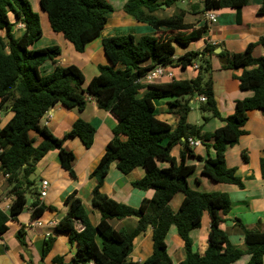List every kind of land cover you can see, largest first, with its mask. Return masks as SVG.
Here are the masks:
<instances>
[{"label": "trees", "instance_id": "1", "mask_svg": "<svg viewBox=\"0 0 264 264\" xmlns=\"http://www.w3.org/2000/svg\"><path fill=\"white\" fill-rule=\"evenodd\" d=\"M186 0H128L124 12L137 22L149 25L156 32H170L166 37H135L132 34L108 37L103 40L104 52L110 65H100L98 74L86 83L83 71L76 65L66 67L58 64L61 48L51 45L33 48L42 38L40 17L33 11L29 0H0V110L10 108L12 118L0 129V172L7 176L9 194L14 201L9 212L0 209V237L9 229V221L21 214L32 197L34 182L30 176L37 164L47 154L57 151L60 164L71 177L74 154L65 148L69 138L78 137L86 148L95 139V128L83 119H78L62 137H56L41 119L56 105L83 111L88 98L97 106L112 113L118 120L113 130V139L107 144L105 153L91 173L97 180L92 192L91 204L100 215L93 226L82 200L76 192L65 198L68 212L60 221L58 230L69 234V241L77 245L74 264H174L167 250L166 238L172 226L185 243L186 257L178 264H235L247 257L246 264H264V223L258 229H250L241 222L245 248L234 246L221 225L232 209L228 193H201L190 188L188 178L196 172L197 166L188 164V156L202 161V174L211 181L235 185L243 189L242 179L236 169L226 162L228 147L236 145L244 134L248 112L264 110V57L253 55L255 44H249L242 53L223 51L216 54V46L207 44L201 53L190 51L176 57L177 47H187L193 40L204 38L208 24L196 28L185 22L190 14H204L225 8L241 10L249 0H197L184 5ZM40 8L47 14L51 29L71 43L78 53L85 51L88 42L100 36L108 23V15L114 8L106 0H39ZM179 4H183L179 7ZM161 6L174 8L171 16H160ZM264 15V0L259 10ZM22 25L19 37L15 27ZM260 42L264 43L263 40ZM206 55L225 59L224 69H240L256 66L245 71L239 78V88L251 91L253 95L237 101L234 113L225 118V126L212 133H203L201 126L187 122L192 107L188 96H205L200 109L211 117L222 118L218 110L209 73L212 63ZM47 61L54 65L52 72L45 74L42 67ZM143 64H145L143 66ZM199 65L193 79H174L164 84H141L139 79L157 66H172L187 70ZM142 90H147L139 97ZM169 103L179 116L175 130L155 115L154 100L173 98ZM32 134L36 135L33 137ZM122 136L125 140H122ZM199 139L202 143L213 141L215 157L195 156L188 139ZM183 146L181 161L173 156V150ZM244 159L246 157L244 156ZM160 162L167 164L161 167ZM127 175L136 168H143L145 176L133 184L140 189H154L159 193L157 200L146 201L135 209L119 203L101 192L110 166ZM261 176L264 179V157L260 160ZM178 193L184 194L178 210H172L170 203ZM39 196V194L37 193ZM37 197L31 203V221L42 217L47 209ZM207 215L210 222L209 247L204 255L193 249L190 232L201 227L202 218ZM135 217L138 224L127 233L116 230L112 219ZM76 221L84 226L83 231L75 229ZM148 227L153 230V254L143 262L129 261L135 238ZM102 239L98 242L97 237ZM16 237L26 247L25 230L21 228ZM56 238L44 242L42 257L50 252ZM56 261H62L57 258Z\"/></svg>", "mask_w": 264, "mask_h": 264}, {"label": "crops", "instance_id": "2", "mask_svg": "<svg viewBox=\"0 0 264 264\" xmlns=\"http://www.w3.org/2000/svg\"><path fill=\"white\" fill-rule=\"evenodd\" d=\"M127 1L122 0V9L118 13L114 10L113 13L108 15V23L100 36L88 42L83 53L76 52L71 43L67 40H60V38L49 32L50 30H47V32L51 33L49 35L52 36V40L59 39L57 44H54L61 48V55L57 59L58 64L63 67L69 65L78 66L83 71L86 83H88L91 78L98 74V67L100 65H110L104 52V39L129 34L137 38L144 35H162L163 38L168 33L172 35L170 32H156L149 25L139 23L133 17L127 15L123 10ZM190 3L195 4L197 0H186L183 4L186 6ZM262 3L263 0H249L247 5L241 10L240 15H238L236 10L230 8L212 11L217 15V22L211 25L208 24V30L204 38L193 40L187 47H177L175 58L190 51L201 53L208 43L216 46V51L220 49L222 50L221 52L225 50L231 53H242L249 44H255L254 57H264V43L260 42L261 40L264 41V15L259 14ZM174 11V8L167 9L162 7V10L158 14L164 17L171 16ZM204 14L188 13L185 17V22L194 24L196 28H199L206 24ZM22 29V25L16 26L15 33H21ZM42 31L44 32L42 38L33 45V48H43L41 40L44 39L46 32L44 29ZM216 51V54L221 53H217ZM206 57L212 63L209 77L212 80L214 98L222 118L211 117L210 113L202 111L200 109L202 102L199 101L198 95L185 98H190L192 110L196 106V109L207 115V117H204V124H202L195 119L192 121L190 119V112L187 122L192 125L201 126L203 133H212L225 126L224 119L234 113L237 101L244 100L253 95L251 91H243L239 88L238 78L245 71L255 69L256 66L235 70L224 69L222 68V65L225 63L224 58L216 55H206ZM78 62H81L83 67H80L81 65ZM169 68L174 78H163L153 84L169 83L174 79H193L197 76L199 69L194 70L193 67H189L187 70H182L179 67L174 68L172 66H169ZM46 69L48 70L42 71L44 73L52 72L54 65L46 66ZM85 70H87V73ZM180 73L183 74V77L180 76ZM146 92L147 90H142L139 97L144 96ZM174 100L175 97L154 100L156 117L169 124L173 130L179 124V116L169 105ZM0 111H5L4 118H0L1 129L12 118L13 114L10 108ZM78 119H83L90 123L95 128L96 133L94 143L90 148H86L78 137L69 138L65 142V148L74 154L72 168L76 177H71L61 167L57 151L50 152L38 162L35 171L39 174L41 181L38 190L40 191L43 181L49 183L46 197L40 198L38 196V200L40 204L53 209H47L40 219L32 222L31 203L34 201V198H30L27 195L28 203L26 208L16 218L9 221L8 231L0 237V264H74L72 263V259L77 254V245L69 241L68 233L60 232L57 228L60 221L68 212L65 198L73 192H76L77 196L82 200L92 225L96 226L98 224L100 215L91 204L92 192L97 184V180L90 175L105 153L107 144L113 139V130L117 127L119 120L112 113L100 109L93 99L88 98L87 105L83 111L56 105L41 119V125L45 126L56 137L62 138ZM243 130L244 134L241 136L239 142L232 147H228L226 151L227 165L230 168L236 169V175L244 183L243 189L235 185L211 181L202 174V161L191 156H188L186 159L188 164L197 166L196 172L188 178L189 186L192 190L201 193L225 192L229 194L232 201V209L224 217L225 221L222 223L221 228L227 233L230 242L241 249H244L245 245L243 230L239 226L240 222L250 229H258L260 224L264 223V179L260 171V160L264 157V110L249 111L248 121L244 125ZM32 136L36 137L34 134ZM125 139L122 136V140ZM196 140L200 143L198 146L192 148L195 156L203 158L215 157V151L212 148L213 141L202 143L201 140ZM182 149L183 146H178L172 152L178 163L181 161L180 152ZM244 156L246 159H244ZM159 165L161 167L167 166V164ZM199 173L201 178L198 177ZM145 174L146 172L143 168H136L129 174L123 175L117 169L116 163H113L101 187V192L119 203L139 209L146 201L157 200L159 197V193L154 189H140L133 185L135 181L141 180ZM9 189L6 176L3 172H0V208L4 212L10 211L12 202L14 201V196L9 194ZM39 191H37L38 194ZM183 199V193H178L174 196L170 203L173 211L176 212L178 210ZM37 221H41L42 225L38 226L36 224ZM110 223L116 230H124L127 233H131L136 228L138 219L135 217L121 220L112 219ZM74 225L78 232L83 231L84 226L81 222H76ZM23 227L25 230L26 247H23L16 237L17 232ZM209 231V218L207 215H204L201 227L190 232L193 249L200 255H204L209 247ZM152 233V228L148 227L144 233L135 238L133 250L128 258L129 261L143 262L153 254ZM49 237H55L56 240L50 252L43 258L44 242ZM97 240L99 243L102 241L99 236ZM166 243L168 254L174 264H178L185 259V243L175 226L170 228ZM57 258H62V261H56ZM246 263L247 259L243 257L235 264ZM88 264L94 263L90 262Z\"/></svg>", "mask_w": 264, "mask_h": 264}, {"label": "rangeland", "instance_id": "3", "mask_svg": "<svg viewBox=\"0 0 264 264\" xmlns=\"http://www.w3.org/2000/svg\"><path fill=\"white\" fill-rule=\"evenodd\" d=\"M30 1V4L32 6V9L34 12H36L39 17H40V23H41V28L42 30L44 29L45 32H46V35L44 37V39L41 40V45L43 47H47V46H51V45H54V44H57V42L59 41V39H54L52 40V36H50L49 34H53L55 36H57L58 38H60V40H63L65 41L64 37L62 36V34H59V33H55L53 32V30L51 29V26L49 25V22H48V17H47V14L41 10L40 8V4H39V0H29ZM115 10L116 13H118L122 8H121V5H122V0H106ZM179 7H182L183 4H179L178 5ZM49 26V27H48ZM47 30H50L49 32H47ZM44 33V32H43ZM21 35V33L17 32L16 33V36L19 37ZM53 44H51L52 42ZM48 64V65H47ZM79 65H81L80 67H83V64H81V62H78ZM44 66H53V63L51 61H47ZM42 67L41 69L43 71H47L48 69L45 70V67ZM50 68V67H49ZM85 72L87 73V70H85ZM50 73V72H49ZM45 74H48L45 72ZM180 76L183 77V74L180 73ZM5 116V111H0V118H4ZM207 117V115L201 113L198 109H196V106L193 107V110L191 111V114H190V119L193 121V119L197 120L198 122L204 124L205 122V118L204 117ZM160 164H164L162 162H160ZM198 177H200V173L198 174ZM30 180L34 182V185L31 189V194H32V197H37V191H39V184H40V179H39V174L37 172H35L34 174H32L30 176ZM30 197V198H32ZM248 261V258L245 257Z\"/></svg>", "mask_w": 264, "mask_h": 264}, {"label": "built area", "instance_id": "4", "mask_svg": "<svg viewBox=\"0 0 264 264\" xmlns=\"http://www.w3.org/2000/svg\"><path fill=\"white\" fill-rule=\"evenodd\" d=\"M204 19H205V22L207 24H214L217 22V15H215L212 11H208L204 14ZM199 67L198 65L194 64L193 65V69L194 70H197ZM163 78H170V79H173L174 78V75L172 73V71L170 70L169 66H162V65H159L157 66L155 69H153L152 71H150L146 76H144L143 78L139 79L138 82L141 83V84H153ZM199 101L200 102H205L206 101V97L205 96H199L198 97ZM188 142H189V146L194 148L196 146L199 145V141L198 140H195L193 138H189L188 139ZM3 150L0 149V153L2 152ZM7 178V176H6ZM48 189H49V183L47 181H43L42 184H41V188H40V191H39V195H40V198H44L46 197L47 193H48ZM1 209V208H0ZM76 222H80V221H76ZM38 226H41L42 225V222L41 221H37L36 223Z\"/></svg>", "mask_w": 264, "mask_h": 264}, {"label": "water", "instance_id": "5", "mask_svg": "<svg viewBox=\"0 0 264 264\" xmlns=\"http://www.w3.org/2000/svg\"><path fill=\"white\" fill-rule=\"evenodd\" d=\"M161 7H163V8H167L166 6H161ZM221 51H222V50L219 49V50H217L216 52H217V53H220ZM26 198H28V196H26Z\"/></svg>", "mask_w": 264, "mask_h": 264}, {"label": "clouds", "instance_id": "6", "mask_svg": "<svg viewBox=\"0 0 264 264\" xmlns=\"http://www.w3.org/2000/svg\"><path fill=\"white\" fill-rule=\"evenodd\" d=\"M208 12V11H207ZM206 23V22H205ZM39 197H40V195H39Z\"/></svg>", "mask_w": 264, "mask_h": 264}]
</instances>
